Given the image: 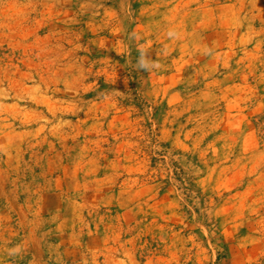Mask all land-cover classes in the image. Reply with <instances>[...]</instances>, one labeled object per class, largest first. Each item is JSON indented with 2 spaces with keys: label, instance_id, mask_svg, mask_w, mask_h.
<instances>
[{
  "label": "rangeland",
  "instance_id": "1",
  "mask_svg": "<svg viewBox=\"0 0 264 264\" xmlns=\"http://www.w3.org/2000/svg\"><path fill=\"white\" fill-rule=\"evenodd\" d=\"M0 264H264V0H0Z\"/></svg>",
  "mask_w": 264,
  "mask_h": 264
},
{
  "label": "clouds",
  "instance_id": "2",
  "mask_svg": "<svg viewBox=\"0 0 264 264\" xmlns=\"http://www.w3.org/2000/svg\"><path fill=\"white\" fill-rule=\"evenodd\" d=\"M166 34L170 40H177L180 38L181 35L180 32L177 31L175 28H169ZM139 38L140 37L135 32L129 34V40H138ZM137 52L139 53V56L137 58L136 64L134 65L137 71L144 70L150 73L153 69L158 70L162 67V65L159 62V59L153 60L150 57L149 55L150 52L148 48H146L144 45H138ZM164 54L165 55L168 54L167 47H165L164 49ZM201 54L205 56H212L214 55V50L209 46H204ZM157 56H159V53L157 54ZM23 251L24 250L21 247V245H15L14 247L8 249L7 255L9 257H17L22 255Z\"/></svg>",
  "mask_w": 264,
  "mask_h": 264
}]
</instances>
